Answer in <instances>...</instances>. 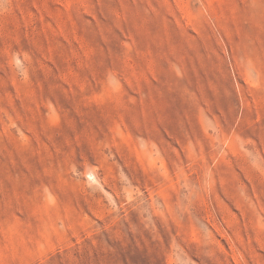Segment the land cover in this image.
Instances as JSON below:
<instances>
[{
  "label": "rangeland",
  "instance_id": "rangeland-1",
  "mask_svg": "<svg viewBox=\"0 0 264 264\" xmlns=\"http://www.w3.org/2000/svg\"><path fill=\"white\" fill-rule=\"evenodd\" d=\"M0 264H264V0H0Z\"/></svg>",
  "mask_w": 264,
  "mask_h": 264
}]
</instances>
